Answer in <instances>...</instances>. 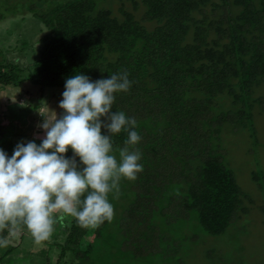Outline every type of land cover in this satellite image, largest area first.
Returning <instances> with one entry per match:
<instances>
[{
    "label": "trees",
    "instance_id": "1",
    "mask_svg": "<svg viewBox=\"0 0 264 264\" xmlns=\"http://www.w3.org/2000/svg\"><path fill=\"white\" fill-rule=\"evenodd\" d=\"M115 1L123 3L120 15ZM124 1L0 0V22L16 15L13 27H21L26 17L19 13L26 10L38 30L39 24L45 29L29 76L43 95L48 88L64 91L65 80L77 73L97 80L127 71L132 81L116 94L113 111L137 121L143 170L109 194L111 203L127 199L116 222L82 227L71 215L56 219L48 238L63 240L56 247L67 264H174L194 237H172L163 226L195 218L200 231L220 236L247 213L223 132L247 129L257 141L253 114L264 112L258 92L264 0H128L132 9ZM13 31L0 32V94L25 83L4 45ZM28 44L27 38L22 46ZM15 127L0 126V148L9 155ZM126 138L124 131L112 136L114 155ZM254 179L262 185L258 174ZM14 228L31 232L19 218L0 228V264L23 262L8 240ZM219 252L210 249L208 256ZM45 254L25 264H54Z\"/></svg>",
    "mask_w": 264,
    "mask_h": 264
},
{
    "label": "clouds",
    "instance_id": "2",
    "mask_svg": "<svg viewBox=\"0 0 264 264\" xmlns=\"http://www.w3.org/2000/svg\"><path fill=\"white\" fill-rule=\"evenodd\" d=\"M131 86L127 71L97 80L77 73L65 80L63 112L59 118L55 111L45 115L40 143L18 142L11 155L0 148V220L19 218L37 242L65 215L82 227L112 220L109 194L119 193L122 178L135 180L143 170L137 121L113 111L116 94ZM121 131L127 138L117 159L112 136Z\"/></svg>",
    "mask_w": 264,
    "mask_h": 264
},
{
    "label": "rangeland",
    "instance_id": "3",
    "mask_svg": "<svg viewBox=\"0 0 264 264\" xmlns=\"http://www.w3.org/2000/svg\"><path fill=\"white\" fill-rule=\"evenodd\" d=\"M12 1V3L17 1L22 3L28 0ZM124 2L127 9H132L133 5L130 1L125 0ZM113 3L115 12L120 15L119 7L123 3L118 1ZM32 16L26 10L22 11V14L19 13V17H26V22L24 21L21 27L17 28H14V24L11 22L16 18V15L0 22V32L14 30L5 40L4 45L9 59L20 66V75L25 81L21 88L9 87L0 94V115L2 116L0 117V126L10 128L11 124H16V127L13 128L15 129L13 131L15 143L34 140L39 144L45 135L44 130L40 127L45 115L49 114V111H55L59 118L63 112L59 107L63 91L59 88H48L43 95L40 88L30 82L29 76L32 74L36 56L35 50L41 46L39 40L45 34L43 25L39 24L38 30L37 21ZM17 23L20 24L19 21ZM31 31L34 33L36 31V33ZM27 38L29 44L24 48L22 43ZM258 92L264 95V84L258 89ZM16 114L21 117L15 119ZM253 121L257 132V141L251 138L247 129H241L236 133L232 130L223 132L225 147L227 146L229 152L227 163L234 170L238 184L247 195L245 201L247 213L220 236H212L200 231L195 218L177 225L163 226L172 237H194L184 244L182 252L178 256L181 262L174 261V264H264V112H261L259 108L254 111ZM115 156L119 159L117 155ZM256 174L260 176L261 186L258 180L254 179ZM130 182L131 180L122 178L119 188L130 184ZM126 200L112 203L114 216L111 222H116L123 206L127 203ZM10 220L12 219L0 220V226H4ZM22 234L25 235L23 239H21ZM8 240L11 246L18 247L13 254L18 259L21 258L22 264L31 258L40 257L44 250L48 251V254L45 255L49 256V259L52 257L54 264H67L69 260L68 256L61 260V249L56 247V244L62 243L63 240L47 238L37 242L31 232L23 233L16 228L12 229ZM49 244L53 245L52 251ZM210 249L220 252L215 257L209 258L208 250ZM23 251H30L31 256H26ZM45 257L42 261L46 259Z\"/></svg>",
    "mask_w": 264,
    "mask_h": 264
}]
</instances>
